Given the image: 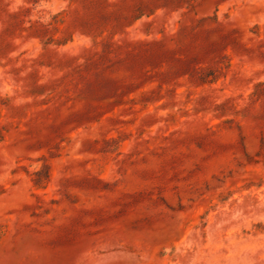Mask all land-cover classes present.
Segmentation results:
<instances>
[{
  "label": "rangeland",
  "instance_id": "374dc122",
  "mask_svg": "<svg viewBox=\"0 0 264 264\" xmlns=\"http://www.w3.org/2000/svg\"><path fill=\"white\" fill-rule=\"evenodd\" d=\"M0 264H264V0H0Z\"/></svg>",
  "mask_w": 264,
  "mask_h": 264
}]
</instances>
